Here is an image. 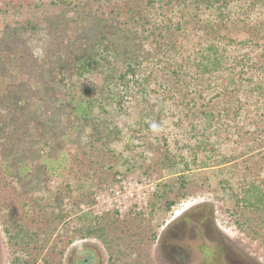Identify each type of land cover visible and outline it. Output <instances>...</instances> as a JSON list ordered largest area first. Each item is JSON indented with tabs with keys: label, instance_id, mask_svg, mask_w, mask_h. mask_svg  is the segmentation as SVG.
<instances>
[{
	"label": "trees",
	"instance_id": "16d2710c",
	"mask_svg": "<svg viewBox=\"0 0 264 264\" xmlns=\"http://www.w3.org/2000/svg\"><path fill=\"white\" fill-rule=\"evenodd\" d=\"M130 4L0 0V219L11 264L36 263L47 234L28 226L41 221L51 234L62 225L64 246L104 241L106 221L81 209L91 191L79 189L99 187L107 171L123 176L145 163L144 173L176 175L156 185L150 205L168 212L190 195L188 175L210 170L222 148L245 141L243 153L264 159V0ZM237 21L252 39L204 32ZM41 30L47 42L34 56L29 42ZM155 72L171 78L160 92ZM135 88L149 110L123 141L112 115ZM263 171L237 162L212 174V190L233 205L238 230L264 247ZM61 255L57 243L44 262L61 264Z\"/></svg>",
	"mask_w": 264,
	"mask_h": 264
},
{
	"label": "rangeland",
	"instance_id": "374dc122",
	"mask_svg": "<svg viewBox=\"0 0 264 264\" xmlns=\"http://www.w3.org/2000/svg\"><path fill=\"white\" fill-rule=\"evenodd\" d=\"M146 1L130 0V6L143 7ZM195 25L199 26L198 23ZM204 32L210 38H221L225 42L229 39H252V32L240 21L226 27L222 25L215 31L205 28ZM168 41L172 40L167 38ZM46 42L45 34L42 30L39 31L29 42L31 53L40 56ZM260 43L263 44L264 40ZM165 75L155 72L152 87L158 89V84L171 80L170 76ZM136 90L128 92L124 100L126 104L121 110L122 115H112L121 130L123 141L129 139L131 129L136 128V122L149 110L147 104L139 101ZM243 143L245 141L238 140L235 145L222 148L210 170L198 169L190 173L187 178L190 195L176 202L168 212L159 211L157 207L150 210V205L156 202L153 198L156 185L176 175L168 170L159 171L160 174L154 171L144 173L142 167L146 165H141L140 161L137 164L142 167L127 170L123 176L107 171V180L99 187H89L86 184L85 188L79 189L91 191L89 199H86L88 202L81 209L89 210L106 221L105 242L92 237L77 239L64 246L59 242L63 239L57 240L56 236L62 225H58V230L51 234L42 221L28 226L30 219L27 218L25 224L30 230L39 228L47 234V241L41 247L35 264H45L44 260L51 256L57 243L62 249L61 259L59 258L61 264H264V247L258 240H253L238 230L233 205L223 193L212 190L215 182L212 174L232 168L237 162H246L255 171L264 168L260 150L245 154ZM62 155L69 165V156L64 153ZM25 203H28V199L24 197L17 202L15 210L22 214ZM49 234L51 235L48 236ZM12 258L0 219V264H11Z\"/></svg>",
	"mask_w": 264,
	"mask_h": 264
}]
</instances>
